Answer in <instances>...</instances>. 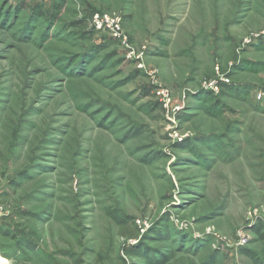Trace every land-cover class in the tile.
Wrapping results in <instances>:
<instances>
[{
  "label": "rangeland",
  "instance_id": "374dc122",
  "mask_svg": "<svg viewBox=\"0 0 264 264\" xmlns=\"http://www.w3.org/2000/svg\"><path fill=\"white\" fill-rule=\"evenodd\" d=\"M0 207V264L264 260V0H0Z\"/></svg>",
  "mask_w": 264,
  "mask_h": 264
},
{
  "label": "trees",
  "instance_id": "16d2710c",
  "mask_svg": "<svg viewBox=\"0 0 264 264\" xmlns=\"http://www.w3.org/2000/svg\"><path fill=\"white\" fill-rule=\"evenodd\" d=\"M230 90L231 91L232 90L237 91L238 88L233 87L232 85H231V87H230V85H227L226 87L221 89L219 94H221V95L227 94L228 92H230ZM204 94H206L202 98L204 100H208V99L218 100V98H217L218 96L213 95L212 93H208V94L204 93ZM208 112L212 113V111H208ZM263 227L264 226L261 223H258L254 227H252V231L257 236L263 237L264 236V231L262 230ZM118 234L122 237H129V238L136 236L135 231H134V233L128 232L126 230L125 226L120 227V229L118 230ZM26 246L29 248H32L31 245L26 244ZM142 247L143 246L135 247V248L129 247V248L123 249V250L125 251V253H126L125 255H127V256L143 258L145 261V264H167L170 261L171 257H169V256H160V258L158 260H156L151 255H149V253L146 254V251L141 249ZM18 248H20L22 253H26V251L24 249L25 247L23 245L18 243ZM242 253H244L251 260H253L255 262V264H264V260H258L256 257H254V255L251 252H248L246 250H242ZM120 264H126V261L122 260Z\"/></svg>",
  "mask_w": 264,
  "mask_h": 264
},
{
  "label": "built area",
  "instance_id": "2783aa9c",
  "mask_svg": "<svg viewBox=\"0 0 264 264\" xmlns=\"http://www.w3.org/2000/svg\"><path fill=\"white\" fill-rule=\"evenodd\" d=\"M92 25L96 29L110 30L115 36H122L120 31V19L119 17L113 18L108 13H94L91 18ZM222 81L228 82L227 78H221ZM215 88V87H214ZM1 210V207H0Z\"/></svg>",
  "mask_w": 264,
  "mask_h": 264
},
{
  "label": "bare ground",
  "instance_id": "6f19581e",
  "mask_svg": "<svg viewBox=\"0 0 264 264\" xmlns=\"http://www.w3.org/2000/svg\"><path fill=\"white\" fill-rule=\"evenodd\" d=\"M5 259L0 255V263H4Z\"/></svg>",
  "mask_w": 264,
  "mask_h": 264
}]
</instances>
